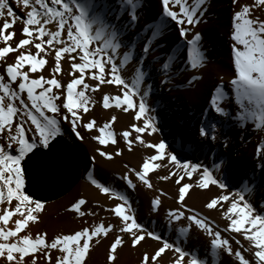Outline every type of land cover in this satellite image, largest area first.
<instances>
[{
    "label": "snow or ice",
    "instance_id": "1",
    "mask_svg": "<svg viewBox=\"0 0 264 264\" xmlns=\"http://www.w3.org/2000/svg\"><path fill=\"white\" fill-rule=\"evenodd\" d=\"M143 6V0H0V38L3 41L0 46V264H40L41 258L43 264H84L89 242L99 245L112 232L118 234L107 250L109 264H117L119 249L123 246L143 247L149 240L158 246L144 252L140 264H159L160 261L167 264L169 256L171 264H213L209 255L200 256L184 245L193 229L207 235L208 251L220 250L230 258V264H264V214H254V206L250 200L245 202L244 195L254 190L249 185L255 183V172L242 181L241 189L230 192L226 183L227 156L213 152L216 158L210 164L181 161L165 142L152 143L143 138V134L152 135L159 130L158 117L148 114L155 111L149 105L154 91L164 84L181 87L173 83L176 75L206 67V52L202 49L204 36L194 29L207 23L212 0H160L159 14L137 33L135 29L143 17ZM231 7L229 36L235 76L231 84L239 107L233 112L222 106L227 95L222 83L210 89L199 137L202 142L213 144L218 139L220 122L208 118L210 111L220 117H230L242 130L245 124L241 122L246 116L259 121L253 131L264 128V0H231ZM18 24L22 25L19 30ZM129 29L133 38L125 40ZM172 30L178 33L187 53L180 67H177L179 57L172 55L171 49L160 52L167 47L160 41ZM141 39L143 47L137 52V42ZM94 43L95 46H91ZM121 49H124L122 55ZM157 52L160 54L148 59ZM41 54L54 60V66L48 65L52 69L51 78L46 79L40 71H47L46 59L40 58ZM62 58L70 61L71 81L66 86L56 75L61 73ZM132 65L138 66L133 67L129 79L124 70ZM155 65L159 68H154ZM153 71L164 77L160 86L155 84ZM30 74H37L36 78ZM86 74L94 84L85 82ZM112 85L119 86V94L103 93L102 86ZM77 86H81L80 90ZM198 86L207 87L202 74L191 75L182 85ZM97 91L103 93L105 109L114 105L125 113L132 110L134 119L142 121L131 125V133L120 134L127 150L132 151V145L139 144L155 152L143 161L142 170L125 165L127 172L119 179L133 191L138 183L156 191L149 173L168 169L159 179L171 180L178 186V207L165 210V223L160 231L150 228L138 222L136 209L125 192L99 182L93 171H89L87 179L95 188L120 202L114 208L105 209L119 219V224H90L73 234L57 235L49 243H46L47 233L20 235L29 221H36L44 209L42 198L33 199L25 187L34 179L30 163L34 158L54 152L59 143L57 138L66 135L64 123L69 125L74 142L83 141L85 134L91 133L94 121L83 117L89 111L86 105L93 100L91 94ZM241 99L255 104L259 113L247 111ZM97 127L103 133L108 125ZM91 139L98 140L101 146L109 141L112 146L118 145L111 131L106 136ZM222 143L227 148L230 140L224 138ZM203 146L202 143L201 150ZM96 151L99 157L111 160L122 155L124 149L117 147L115 152H110L98 147ZM257 157L264 160V141L257 146ZM91 159L95 161L96 157ZM55 167L53 161L47 170L49 177L54 175ZM259 167L264 170V163ZM213 187L221 191L209 197L203 207L220 213V218L227 221L224 227L187 204L186 193L190 199V190L211 191ZM159 191L154 199L150 198L153 214L160 213L161 196L167 195ZM89 203L85 198L77 199L67 211L81 219L94 217L97 213L88 209ZM241 203L242 206H238ZM260 207L264 208V202ZM52 250L58 253L55 258L50 255Z\"/></svg>",
    "mask_w": 264,
    "mask_h": 264
},
{
    "label": "rangeland",
    "instance_id": "2",
    "mask_svg": "<svg viewBox=\"0 0 264 264\" xmlns=\"http://www.w3.org/2000/svg\"><path fill=\"white\" fill-rule=\"evenodd\" d=\"M83 2V0H82ZM144 6H149V0H143ZM144 18L141 20V26L135 29V32H139L140 28L149 20L152 19V12L149 7L144 8L143 12ZM124 20H127V16L124 17ZM123 23V21H121ZM22 25H17V30H19ZM195 31V29H194ZM133 33L129 29L128 34L125 36V40L132 39ZM191 38V36L189 37ZM230 38V36H229ZM176 38L170 35V32L163 36L161 43H165L167 47L160 50V52H168L170 46L175 42ZM223 40V39H222ZM218 41L216 44L213 39H210L206 45L204 51L206 52L207 65L203 69L194 70L192 72L185 71L180 75H176L173 83L181 87H172V85L164 84L162 87H158L153 95L149 99V105L155 108L154 112L148 113L149 115H156L158 117L157 123L159 124V130L152 135L147 133L143 134V138L152 143H159L161 141L165 142L167 146H170L177 154L178 158L181 161H190L192 163L202 162L204 164H210L213 159L216 157L213 156V152H216L218 156H227L228 157V166L226 169V183L228 184V191L235 192L242 187V181L246 178L243 174H239L238 181H234L230 178L228 173V168L231 164V158L238 149H242L244 146L254 144H260L262 141L261 129L259 131L251 132V129L254 128V119L248 118L242 121L241 123L245 124V128L242 130L236 124L229 123L228 133L225 138L230 140V143L227 148L224 147L222 140L223 138H218L216 143L198 142L194 141L196 137L193 135V132L196 129V126H199L202 118L199 117L198 110L201 108V104L206 100L202 95L209 94L210 89L214 84L216 85L217 79L224 80L222 82L226 84H231V80L235 78L232 62L230 64L232 74L229 77L223 78L220 75L219 78L213 76L210 80V74L212 75V69L214 68L215 63H219L222 60L221 54L224 52L225 45L224 41ZM144 41L141 39L137 42V52L143 47ZM3 41L0 38V46H2ZM91 46H95V43ZM217 52H216V50ZM124 49H121V55ZM160 52L150 54L148 59L151 60L153 55H159ZM186 50H183L179 56V61L177 62V67H180L182 62L186 60ZM49 64H53V58H50L46 55V65L44 69L40 71L44 74L45 78H51L52 69L48 67ZM70 61H64L62 58L61 61V73L56 74L58 78L66 86L68 82L71 81V74L69 69ZM138 65H132L126 67L124 74L130 79L133 75V67ZM154 68H159V65H155ZM74 71V70H71ZM200 75L204 76V86H198L194 88L182 87L186 83V79L191 75ZM37 74H30L32 78H36ZM78 75V74H77ZM153 76L155 79V84L160 86L161 80L164 79L159 73L153 71ZM209 76V77H208ZM222 78V79H221ZM85 82L89 84H94V81H91L85 76ZM212 82V83H211ZM81 86H77V90H80ZM103 93H111L113 95L119 94V86H102ZM102 92L97 91L93 94V100L90 101L86 107L89 111L83 117L86 121H94V128L90 134H85L84 142L82 141H73L72 134L70 132L69 125L67 123L63 124V128L66 132L65 137L73 144L77 154L79 156L81 167H82V178L81 181L66 195L48 202H41L44 205V209L36 221H29L31 224L37 223L40 218H44L47 224V230L45 232H36L35 235L42 233H47L46 243H49L57 235L64 234H73L75 231L87 227L90 224H119L120 221L114 214L110 211H105L106 208H114L119 201L109 199L104 194H101L98 189L87 179L89 171H93L94 178L99 182L105 184L106 186H115L118 190L125 192L132 201V206L136 209V218L138 222L145 224L146 226L152 228L155 227L156 230L160 231L162 225L165 223L164 212L167 209H174L178 207L177 196H178V186L169 181H161L160 176L167 174L168 169L161 168L155 170L156 174L149 173L151 182L155 185L156 191L146 189L142 184L138 183L137 188L133 191L127 188L123 180H120L119 177L123 176L127 172L125 165L141 169L142 163L147 159L148 156L155 154L154 149L144 148L142 145L133 144L132 151L127 150L126 146L122 139H120V134L124 131L132 132L131 125L137 122L134 119L135 113L132 110H129L125 113L122 109H117L113 106L105 109L102 104ZM88 94V93H86ZM204 98V99H203ZM157 101H160V104H157ZM234 111L239 107L237 102L233 103ZM247 111L255 112L256 109L250 106H244ZM209 114V113H208ZM113 117L116 119L113 121ZM193 120V122H191ZM180 121V123H178ZM248 122V123H247ZM107 124L108 127L104 129V132L99 131V127H104ZM253 127V128H252ZM111 131L113 133V139L118 140L117 146H112V142L109 141L107 145L101 146L98 143V140L91 139L92 136H106L107 133ZM185 131V132H184ZM184 133V134H183ZM203 143V149L201 150L200 145ZM98 147L107 148L110 152H115L117 147L123 148L124 151L122 155L114 156L111 160L107 158L99 157L96 149ZM95 156L96 160L93 161L91 158ZM256 156H253V160ZM171 166H169L170 168ZM142 170V169H141ZM242 172V171H241ZM262 174L256 177L255 173V183L254 185H249L250 188H254L252 191H246L245 202L251 201V204L255 208L254 214H264V208L260 207L261 203L264 202V197H259L264 195V177H261ZM135 182V181H134ZM262 188L260 191L259 189ZM159 190H163L167 193L166 196H161L162 208L159 214H153L150 211V198L154 199L157 195L160 194ZM191 198H188L186 193V200L189 206H192L200 211H203L205 215H208L216 221L221 227L226 226L227 221L220 218V213L216 211H208L204 209V202L211 196L217 195L220 193V189L213 187L211 191H203L199 189H192ZM75 195V199L85 198L90 203L87 206L90 211L97 213L96 216H87L83 219L76 216L75 213L67 211V209L72 205L73 202L63 201L68 199L69 196ZM58 202L60 203L57 207H54L51 210H48V205ZM101 205L96 207V205ZM238 206H242V203ZM55 212V213H54ZM49 216H48V214ZM53 213V214H52ZM47 214V215H46ZM153 221L156 223L153 224ZM178 227V226H174ZM24 233H27L24 232ZM117 232H112L106 239H102L99 245H95L93 241H90V250L89 253L85 254L84 264H109L107 260V250L110 243L113 240V237L117 235ZM34 235V236H35ZM173 233V237H175ZM125 239H128L125 236ZM183 241V238H181ZM95 240V238H94ZM184 245L190 251H197L200 256L209 255L213 261V264H230V258L223 254L220 250L215 252L208 251V237L206 234L197 232L193 229L191 236L184 241ZM157 243L149 240L143 247H130L123 246L119 249V259L117 264H140V258L144 252H151L153 248L157 247ZM50 255L55 258L58 253L56 250H52ZM247 256V254L245 253ZM159 264H164L163 261H160ZM167 264H171V257L169 256Z\"/></svg>",
    "mask_w": 264,
    "mask_h": 264
},
{
    "label": "bare ground",
    "instance_id": "3",
    "mask_svg": "<svg viewBox=\"0 0 264 264\" xmlns=\"http://www.w3.org/2000/svg\"><path fill=\"white\" fill-rule=\"evenodd\" d=\"M149 1L151 4H149V6H147V5L143 6L142 13L144 12L145 7H149V9H151V12L153 15L152 19H154L159 14V12L161 10L160 9V0H149ZM143 5H144V3H143ZM231 15H232L231 0H212V6L209 10V14L207 17V23H202L197 28H195V31H199V32L203 33V36H204L203 43H202V49L203 50L205 49V47L208 44L210 39H213L216 44L218 43V41H220L222 39H223L222 41H224L225 49H224V52L221 54L222 60H220L219 63L214 64V68L212 69V72H211L212 75L210 74V77L208 76L210 78V80H212L213 79L212 77L215 75L217 78H219L220 75L223 76V78H225L226 76L229 77L230 74H232V71H231L232 67H230V64L232 62L231 48H230L231 41L229 38L230 25H231ZM142 18H144V15ZM141 20H140V24L137 27L141 26ZM170 35L174 36L176 38L175 42L170 46L172 55L179 56L180 53L186 49L183 46V42L179 41L178 33L175 30L170 31ZM33 52L35 53L34 48H33ZM216 52H217V50H216ZM40 58L46 59V54H41ZM9 62H11V61H9ZM222 81H224V80L217 79V81H216V85L219 83H222L224 85V90H226V92H227V95L225 96L224 100L221 102L222 106H224L226 108H230L234 112V106H233L234 104L233 103L236 101L234 86L230 85L229 83L226 84ZM211 85L214 86V84H211ZM202 97H204L206 100H204L202 102L201 108L198 110V112L200 113L199 117H201V118H202V113L204 112V109L209 104V94L205 93L204 95H202ZM241 103H243L244 106H250L252 108H255L256 109L255 112L259 113V109L255 106V104H249L248 101L244 100V99H241ZM208 118L210 120L220 122V125H219L220 130L217 133V135H218V138L221 137L224 139L228 133V129H229L228 125H229V123H233V120L230 117H227V118L220 117L215 112H211V111L208 114ZM191 122H193V120H191ZM258 122H259L258 120H254V124L258 123ZM178 123H180V121H178ZM199 127H200V125L196 126V129L193 132V135L196 137V139L194 141H196V142H198L200 140ZM261 130H262L261 131L262 141H264V128H261ZM252 132H255V131H253V129H251V132H249V134H251ZM82 142H84V140ZM257 146H258V144H256L254 142V144H250V145L244 146L242 149H238L237 152H235L233 154V156L231 158V164L228 168V173H229V176L232 180L237 182L238 178H239V174H243L245 177H247L249 174H251L253 172L256 173V177H258L259 174L260 175L262 174V176H261L262 178L264 177V170H262L259 167L260 163H264V160H261L257 157ZM254 155L256 156V158L253 160ZM259 190L261 191L262 188H260ZM70 191H68V192H70ZM259 197H264V195L262 194ZM63 201H70V202L76 201L75 195L69 196L68 199H65ZM60 203H64V202L49 204L48 210H51L54 207H57L58 205H60ZM48 216H49V214H48ZM10 226H11V222H10ZM45 230H47V224H46L44 218L42 217L35 224H31L29 222V224L25 227V229L22 230L20 235L25 234L24 232L27 231V233L34 236L35 234H33V233L45 232ZM40 264H43L42 258L40 260Z\"/></svg>",
    "mask_w": 264,
    "mask_h": 264
},
{
    "label": "water",
    "instance_id": "4",
    "mask_svg": "<svg viewBox=\"0 0 264 264\" xmlns=\"http://www.w3.org/2000/svg\"><path fill=\"white\" fill-rule=\"evenodd\" d=\"M56 148L49 156L34 158L30 163V171L34 179L26 183L32 198H42L41 202L55 200L70 191L82 178V167L73 144L63 136L57 138ZM55 161V173L47 175L51 163Z\"/></svg>",
    "mask_w": 264,
    "mask_h": 264
}]
</instances>
